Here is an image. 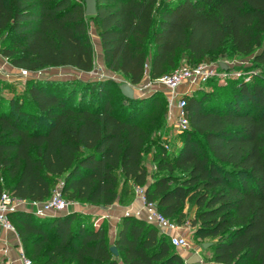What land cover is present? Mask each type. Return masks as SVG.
<instances>
[{
  "label": "trees",
  "instance_id": "1",
  "mask_svg": "<svg viewBox=\"0 0 264 264\" xmlns=\"http://www.w3.org/2000/svg\"><path fill=\"white\" fill-rule=\"evenodd\" d=\"M96 8L87 16L84 0H0V54L30 72L90 71L91 18L106 67L132 84L180 59L230 54H253L260 72L185 93L189 128L176 152L159 146L156 168L165 172L151 178L143 150L161 94L129 99L119 87L116 107L111 79L30 78L26 98L0 95V195L44 201L59 185L69 201L107 206L130 192L122 177L163 216L189 222L195 238L215 237L211 261L264 264V0H96ZM8 216L33 264H188L169 234L135 215L120 217L112 241L106 220L76 211Z\"/></svg>",
  "mask_w": 264,
  "mask_h": 264
},
{
  "label": "rangeland",
  "instance_id": "2",
  "mask_svg": "<svg viewBox=\"0 0 264 264\" xmlns=\"http://www.w3.org/2000/svg\"><path fill=\"white\" fill-rule=\"evenodd\" d=\"M88 31L94 47V66L90 71L87 72L81 71L72 66H46L34 72H31L27 75H23L20 74L19 68H15L13 71L14 73L10 77L0 76V95L3 96L4 98H8V97L26 98V96H28L27 80L30 78L53 77L60 79H80V80L111 79L114 81L115 84L110 92L111 99H113V102L116 107L122 106L123 103L122 100L120 99L121 95H120L119 85L123 82H129V81L121 73L112 71L111 69L106 67L103 60V54H102L100 42L98 40L97 34L94 31L93 21L91 18H88ZM1 42L2 41L0 40V44ZM252 56L253 54L250 55L230 54L226 57H222L220 60L227 61L229 63L228 65L229 74H233L234 72H241V74L244 73L253 74L260 72V68L258 65H256L253 62ZM181 63H187L190 66H194V64L184 59H180L178 65ZM238 77H240V75L233 77L230 76L227 78H221L220 76L213 77L204 83H195L193 90H191L188 93L197 94L203 91H208V92L215 91L219 88V86H225L230 81L235 80ZM130 84L134 88L135 94L147 96L150 94L158 93L162 95L160 101L156 104L153 111V117L157 118L158 124L155 128L153 126V131L149 137V141L145 145L143 150V162L146 168L148 169V171L150 172L151 175L149 176V178H151L163 174L165 172L164 170L159 171L156 168L155 153L157 152L159 146L160 145L162 146L164 143H166L167 147L163 145L164 149H166L169 153L176 152L182 144L183 132L175 129L173 124H171L166 118L165 108L167 103H166L165 88L161 87L157 82H155V79H151L147 72L145 73L143 79L140 82L135 84L132 83ZM173 172L174 174H181L179 170H175ZM118 184L119 185L122 184L123 188H125L127 192L130 191L132 193V196L127 202L135 198L134 196L135 193L133 190L134 185L132 181L120 177ZM25 202L27 205L29 203H32L31 201H25ZM75 208L76 209L73 211L83 214H88L95 222H105L104 220H106L104 217H101L99 215H93L91 213H87L85 211V206H83L82 204L75 206ZM24 209L29 210L28 208H24ZM30 211L32 210L30 209ZM186 211L191 217L195 214V208H193L192 206L187 207ZM179 225L182 226V228L180 229L181 232L184 233L187 237V245L179 246V247L172 246V247L180 251L185 259L188 258L190 255H192L194 252H198L199 255L201 256V261L198 262L199 264H218L211 261L212 251L207 250L202 246L204 241L214 240L215 237H205L204 239L195 238L192 234L193 228L191 227L189 222L186 221L185 223ZM158 229L161 231L160 227H158ZM109 234L111 240H113L114 236L116 235V227L115 229H113V231H110Z\"/></svg>",
  "mask_w": 264,
  "mask_h": 264
},
{
  "label": "built area",
  "instance_id": "3",
  "mask_svg": "<svg viewBox=\"0 0 264 264\" xmlns=\"http://www.w3.org/2000/svg\"><path fill=\"white\" fill-rule=\"evenodd\" d=\"M221 60H213L210 62H200L194 66H190L183 63L176 67L173 71L165 73L162 76L155 79L161 87L166 90L167 108H166V118L173 124L174 128L183 131L189 128V119L186 110V100L184 94L188 92L179 91L178 88L182 84H193V83H204L208 79L220 76L221 78H227L230 76L243 77L244 80H248L251 74L241 72H234L229 74L227 61H224L227 65L225 68L220 65ZM223 61V60H222ZM20 74L27 75L31 73L25 68H19ZM167 147V144H163ZM135 191L141 195L143 201L145 202L150 214L154 219L160 224L165 225L169 230H178L182 226L174 221H171L167 217L163 216L157 211L156 205L153 202H146L143 187L135 185ZM23 200L13 197L8 191H3L0 195V228L5 230L15 231L8 212L11 209L17 208ZM39 207L38 212L42 213L46 210L61 211L68 208L71 204L76 201L67 200L60 191V186H56L49 198L44 201H31ZM170 241L176 247L187 245V237L184 233L169 234ZM19 259L21 264H33V260L24 253L23 250L19 252ZM4 264H11L10 259H6Z\"/></svg>",
  "mask_w": 264,
  "mask_h": 264
},
{
  "label": "crops",
  "instance_id": "4",
  "mask_svg": "<svg viewBox=\"0 0 264 264\" xmlns=\"http://www.w3.org/2000/svg\"><path fill=\"white\" fill-rule=\"evenodd\" d=\"M99 40V37H98ZM100 42V40H99ZM4 58V59H3ZM18 68L12 65L7 58L2 57L0 54V76L1 77H10L14 72V69ZM195 83L191 84H182L179 86L178 90L182 92H190L193 90ZM135 198L129 202H127L132 196L131 192L125 195V200L120 201L117 198L112 204L103 206V205H91L86 203L75 202L71 204L68 208L55 211V210H46L42 213L38 212L39 207L34 203L26 204L25 201L21 202V204L17 207L20 209L28 208L32 211L42 214V215H57L69 211L75 210V206L82 204L85 206V211L87 213H91L93 215H99L104 217L108 223L109 232L113 231L117 225V221H119L120 217L125 214L137 215L144 219H147L153 223H155L158 227H160L161 231L167 234H178L182 233L180 229L178 230H169L165 225L157 222L154 217L150 214L145 202L143 201L140 194L135 191ZM32 205V206H31ZM101 221V220H100ZM112 241V240H111ZM23 250L22 243L18 236L17 231L5 230L0 228V263L4 264L6 259H10L11 264H21L19 259V252ZM180 252V251H179ZM181 253V252H180ZM182 254V253H181Z\"/></svg>",
  "mask_w": 264,
  "mask_h": 264
},
{
  "label": "water",
  "instance_id": "5",
  "mask_svg": "<svg viewBox=\"0 0 264 264\" xmlns=\"http://www.w3.org/2000/svg\"><path fill=\"white\" fill-rule=\"evenodd\" d=\"M96 0H84V13L87 16L90 15H95L96 14ZM222 67H226L227 65L225 64L224 61L219 62ZM120 90L121 93L129 99L141 97L142 95L140 94H135L134 88L131 86L129 82H123L120 84ZM210 241H204L202 246L203 248H206L210 245ZM110 250L117 256L118 255V250L115 245L110 246ZM201 261V256L199 255L198 252H194L192 255H190L188 258H186V263H195Z\"/></svg>",
  "mask_w": 264,
  "mask_h": 264
}]
</instances>
